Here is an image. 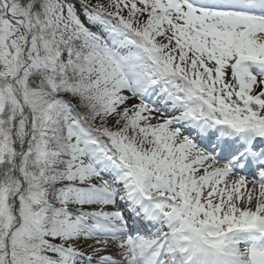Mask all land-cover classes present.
Instances as JSON below:
<instances>
[{
  "label": "snow or ice",
  "instance_id": "1",
  "mask_svg": "<svg viewBox=\"0 0 264 264\" xmlns=\"http://www.w3.org/2000/svg\"><path fill=\"white\" fill-rule=\"evenodd\" d=\"M0 264H264V0H0Z\"/></svg>",
  "mask_w": 264,
  "mask_h": 264
}]
</instances>
